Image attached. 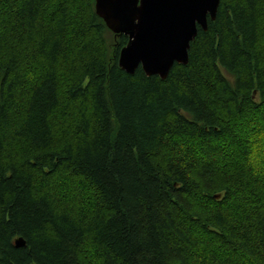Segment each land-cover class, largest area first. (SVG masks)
<instances>
[{
    "label": "trees",
    "instance_id": "16d2710c",
    "mask_svg": "<svg viewBox=\"0 0 264 264\" xmlns=\"http://www.w3.org/2000/svg\"><path fill=\"white\" fill-rule=\"evenodd\" d=\"M128 41L95 0H0V264H264V0L166 79Z\"/></svg>",
    "mask_w": 264,
    "mask_h": 264
},
{
    "label": "water",
    "instance_id": "95a60500",
    "mask_svg": "<svg viewBox=\"0 0 264 264\" xmlns=\"http://www.w3.org/2000/svg\"><path fill=\"white\" fill-rule=\"evenodd\" d=\"M221 0H95L97 14L116 34L129 36L119 64L130 74L141 66L166 79L176 63L188 64L199 28L208 30ZM24 240L18 239L17 246Z\"/></svg>",
    "mask_w": 264,
    "mask_h": 264
}]
</instances>
